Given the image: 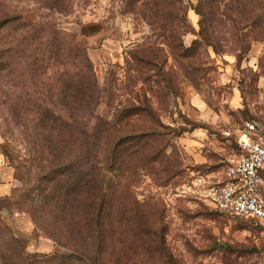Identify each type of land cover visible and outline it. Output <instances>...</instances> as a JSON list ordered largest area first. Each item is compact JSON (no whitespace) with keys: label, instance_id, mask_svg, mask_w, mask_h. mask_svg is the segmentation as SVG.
<instances>
[{"label":"rangeland","instance_id":"374dc122","mask_svg":"<svg viewBox=\"0 0 264 264\" xmlns=\"http://www.w3.org/2000/svg\"><path fill=\"white\" fill-rule=\"evenodd\" d=\"M1 1L76 34L65 35L72 48L68 74L92 73L73 58L80 41L106 91L97 111L123 126L104 136L108 151L119 138L125 142L108 171L101 241L73 226L90 189L66 196L65 187L56 210L46 197L52 187L41 191L34 177L52 156L39 146L31 109L36 102L58 111L66 104L58 78L34 61L49 38L34 44L28 67L22 59L0 72V199L11 203L0 202V264L10 232L31 253L81 248L96 264H264V224L220 212L194 179L223 175L240 153L247 121L264 129V0H182L184 27L175 18L176 0H69L61 7L51 0ZM134 54L156 63L136 62ZM79 100L66 106L89 112ZM77 143L74 136L67 158L76 159Z\"/></svg>","mask_w":264,"mask_h":264},{"label":"trees","instance_id":"16d2710c","mask_svg":"<svg viewBox=\"0 0 264 264\" xmlns=\"http://www.w3.org/2000/svg\"><path fill=\"white\" fill-rule=\"evenodd\" d=\"M176 1L178 9L175 10H178V12L175 18L180 26H187L185 5L182 0ZM66 3H69V0H51L50 4L53 7H61L65 6ZM164 4L165 7L168 6V4ZM27 9L13 6L11 2L0 0V32L13 27L10 32L5 34L6 37L5 35L0 36L3 39L0 44V72L6 70L9 66L11 68L14 62L22 59H25L28 67L30 65L28 59L30 54L33 55L34 44L37 42L43 43L45 36L49 38L46 39L42 50L34 52L33 56H37L34 61L38 69L50 71L54 77L58 78L57 81H60L62 89V99L66 104L62 110L58 111L59 109L53 106L51 102H49L51 103L49 105L36 102L31 109L34 113L35 133L42 136L39 146L52 156V158L47 159L46 166L41 168V172L36 173L34 177L36 176L38 188L41 191L44 192L48 187H52L46 197L51 200L50 204L56 210L61 206L63 207L60 201L66 199V197L61 195L65 187V192L62 194L66 196L73 192L76 194L78 189H82V191L90 189L91 200L80 202L82 216L73 223V226L74 228L78 227L79 230L89 231L91 237L96 236L102 241L105 224L104 215L107 209L105 199L107 196L106 184L109 179L108 171L119 161L118 158L120 159L122 153L118 150L121 148L120 145L125 142L124 139L120 141L119 138L117 148L114 147L113 152L112 150L108 151L110 145L105 142L104 136L114 126H117L118 129L120 128L119 130L123 126L118 121L119 119L113 122L112 119L104 117L97 111L106 91L99 86L93 71V63L82 42L76 41L73 58L76 59L77 63H80L82 71L86 68L90 72L92 70V73L83 76L80 74L69 75L67 70L68 58L71 55L72 48L68 46L65 40V35L69 33L65 30L56 29L47 19L34 17ZM181 10L183 11L182 16ZM200 12L204 16L201 19V29L199 31L202 34L205 30L204 21L208 15L204 13V9ZM69 35H72L71 38L75 40V33H70ZM4 38L10 39V45L6 44ZM13 56H16L15 61ZM133 57L136 62L146 61L150 65L156 63L153 59H145L136 54ZM77 63L76 66H79ZM51 91L54 90L51 89ZM52 94H49L51 98ZM77 97L80 99V104L87 102L90 105L89 112L73 113L70 111V107L68 108L66 105ZM80 108L84 110L83 106ZM74 136L76 137V142L78 141L77 146L80 152L76 159L72 160L66 156ZM72 170L75 173L71 185L69 181L71 180L70 173ZM26 173L30 174V169ZM29 177L31 178V176H27V183L29 182ZM24 191V196L27 197L28 188ZM11 197L14 198V194H11ZM0 202H5L7 206L11 204L7 203L6 199H0ZM14 202L17 203L16 201ZM26 202L27 200L25 199L23 204H26ZM44 203L49 204L48 202ZM218 210L224 213L220 209ZM122 220L123 218H120L119 221ZM55 235L60 239L57 233ZM2 246V264H74L71 261L73 259L84 264H96L97 261L95 255L81 248L72 253L57 252L46 256L31 253L27 251L23 238L16 236L12 232L5 238Z\"/></svg>","mask_w":264,"mask_h":264},{"label":"built area","instance_id":"2783aa9c","mask_svg":"<svg viewBox=\"0 0 264 264\" xmlns=\"http://www.w3.org/2000/svg\"><path fill=\"white\" fill-rule=\"evenodd\" d=\"M238 137L239 155L230 159L221 177L195 176L218 209L234 217L264 223V129L247 121Z\"/></svg>","mask_w":264,"mask_h":264}]
</instances>
